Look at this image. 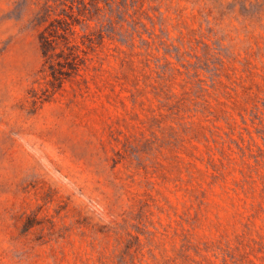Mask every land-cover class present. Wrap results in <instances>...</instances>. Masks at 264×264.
<instances>
[{"label": "rangeland", "instance_id": "1", "mask_svg": "<svg viewBox=\"0 0 264 264\" xmlns=\"http://www.w3.org/2000/svg\"><path fill=\"white\" fill-rule=\"evenodd\" d=\"M0 264H264V0H0Z\"/></svg>", "mask_w": 264, "mask_h": 264}, {"label": "trees", "instance_id": "2", "mask_svg": "<svg viewBox=\"0 0 264 264\" xmlns=\"http://www.w3.org/2000/svg\"><path fill=\"white\" fill-rule=\"evenodd\" d=\"M64 23V27L60 26L61 29L63 30H44L41 32L39 38H40V46L42 50L43 57L47 61H51L54 54V45L53 42L55 38L60 37L61 41L63 42L64 46L68 49V52L66 53L65 56H63L65 63L67 65H76L77 57L78 55L74 52L71 51L73 46L68 45L69 40H68V32H71L72 30L70 29V24L67 21H62ZM53 29H58V28H53ZM61 55H63V50H61Z\"/></svg>", "mask_w": 264, "mask_h": 264}]
</instances>
